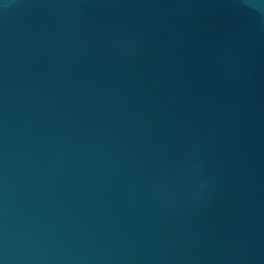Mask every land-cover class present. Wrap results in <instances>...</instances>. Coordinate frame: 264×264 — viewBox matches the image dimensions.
<instances>
[{
    "label": "water",
    "instance_id": "obj_1",
    "mask_svg": "<svg viewBox=\"0 0 264 264\" xmlns=\"http://www.w3.org/2000/svg\"><path fill=\"white\" fill-rule=\"evenodd\" d=\"M0 264H264V0H0Z\"/></svg>",
    "mask_w": 264,
    "mask_h": 264
},
{
    "label": "clouds",
    "instance_id": "obj_2",
    "mask_svg": "<svg viewBox=\"0 0 264 264\" xmlns=\"http://www.w3.org/2000/svg\"><path fill=\"white\" fill-rule=\"evenodd\" d=\"M201 186L203 187V184Z\"/></svg>",
    "mask_w": 264,
    "mask_h": 264
}]
</instances>
